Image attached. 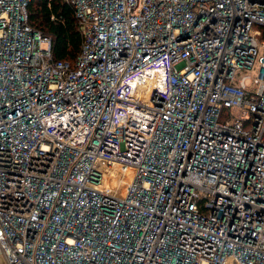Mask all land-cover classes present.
Returning <instances> with one entry per match:
<instances>
[{
	"label": "built area",
	"instance_id": "2783aa9c",
	"mask_svg": "<svg viewBox=\"0 0 264 264\" xmlns=\"http://www.w3.org/2000/svg\"><path fill=\"white\" fill-rule=\"evenodd\" d=\"M75 62L0 0L2 264H264V0H65Z\"/></svg>",
	"mask_w": 264,
	"mask_h": 264
},
{
	"label": "trees",
	"instance_id": "16d2710c",
	"mask_svg": "<svg viewBox=\"0 0 264 264\" xmlns=\"http://www.w3.org/2000/svg\"><path fill=\"white\" fill-rule=\"evenodd\" d=\"M28 22L33 28L51 37L54 59L71 64L75 62L81 50L83 35L70 3L65 0H30Z\"/></svg>",
	"mask_w": 264,
	"mask_h": 264
},
{
	"label": "rangeland",
	"instance_id": "374dc122",
	"mask_svg": "<svg viewBox=\"0 0 264 264\" xmlns=\"http://www.w3.org/2000/svg\"><path fill=\"white\" fill-rule=\"evenodd\" d=\"M0 264H2V259H1V256H0Z\"/></svg>",
	"mask_w": 264,
	"mask_h": 264
}]
</instances>
